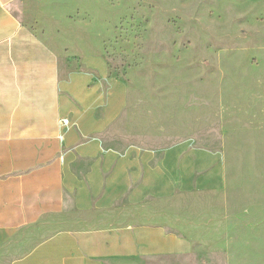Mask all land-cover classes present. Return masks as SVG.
Masks as SVG:
<instances>
[{
    "label": "crops",
    "instance_id": "obj_1",
    "mask_svg": "<svg viewBox=\"0 0 264 264\" xmlns=\"http://www.w3.org/2000/svg\"><path fill=\"white\" fill-rule=\"evenodd\" d=\"M25 1L0 0V264L192 255L196 241L158 205L223 189L222 156L130 142L127 81L106 56L66 55L35 33L18 14Z\"/></svg>",
    "mask_w": 264,
    "mask_h": 264
},
{
    "label": "rangeland",
    "instance_id": "obj_2",
    "mask_svg": "<svg viewBox=\"0 0 264 264\" xmlns=\"http://www.w3.org/2000/svg\"><path fill=\"white\" fill-rule=\"evenodd\" d=\"M18 14L66 55L108 58L129 85L130 142L222 156L223 189L158 205L196 251L150 264H264V0H26Z\"/></svg>",
    "mask_w": 264,
    "mask_h": 264
},
{
    "label": "built area",
    "instance_id": "obj_3",
    "mask_svg": "<svg viewBox=\"0 0 264 264\" xmlns=\"http://www.w3.org/2000/svg\"><path fill=\"white\" fill-rule=\"evenodd\" d=\"M63 124H64L65 126H68V125L70 124V120H69L68 118L64 119V120H63Z\"/></svg>",
    "mask_w": 264,
    "mask_h": 264
}]
</instances>
